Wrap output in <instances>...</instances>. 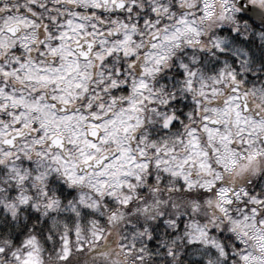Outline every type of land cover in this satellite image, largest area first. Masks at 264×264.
<instances>
[{"label": "snow or ice", "instance_id": "obj_1", "mask_svg": "<svg viewBox=\"0 0 264 264\" xmlns=\"http://www.w3.org/2000/svg\"><path fill=\"white\" fill-rule=\"evenodd\" d=\"M113 229L93 264H264V0H0V264Z\"/></svg>", "mask_w": 264, "mask_h": 264}, {"label": "clouds", "instance_id": "obj_2", "mask_svg": "<svg viewBox=\"0 0 264 264\" xmlns=\"http://www.w3.org/2000/svg\"><path fill=\"white\" fill-rule=\"evenodd\" d=\"M251 98V97H250ZM230 183L239 182L240 178L228 175L225 177ZM118 239L117 230L113 229L112 234L107 239H104L98 246L91 250H85L81 255L76 259L79 261V264H93L95 260V254L97 252L109 251L113 256H116L117 259L123 261L124 257L120 254V250L115 246L116 240ZM128 264H131L129 261Z\"/></svg>", "mask_w": 264, "mask_h": 264}]
</instances>
